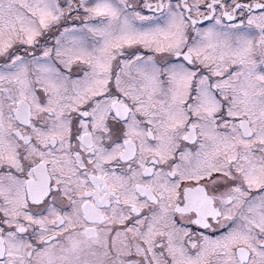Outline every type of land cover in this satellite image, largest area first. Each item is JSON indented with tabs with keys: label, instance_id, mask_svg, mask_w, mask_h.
<instances>
[{
	"label": "snow or ice",
	"instance_id": "6c2138e0",
	"mask_svg": "<svg viewBox=\"0 0 264 264\" xmlns=\"http://www.w3.org/2000/svg\"><path fill=\"white\" fill-rule=\"evenodd\" d=\"M0 264H264V0H0Z\"/></svg>",
	"mask_w": 264,
	"mask_h": 264
}]
</instances>
